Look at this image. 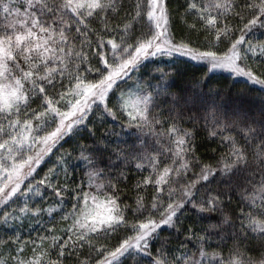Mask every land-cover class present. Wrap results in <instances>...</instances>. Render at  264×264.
<instances>
[{
	"label": "snow or ice",
	"instance_id": "1",
	"mask_svg": "<svg viewBox=\"0 0 264 264\" xmlns=\"http://www.w3.org/2000/svg\"><path fill=\"white\" fill-rule=\"evenodd\" d=\"M0 264H264V0H0Z\"/></svg>",
	"mask_w": 264,
	"mask_h": 264
},
{
	"label": "trees",
	"instance_id": "2",
	"mask_svg": "<svg viewBox=\"0 0 264 264\" xmlns=\"http://www.w3.org/2000/svg\"><path fill=\"white\" fill-rule=\"evenodd\" d=\"M187 72L189 74L195 73L196 75H199V72L196 71V69L194 68H190L187 70ZM234 83L233 80H229L227 79V74H222L218 77H216L214 80L209 82V86L214 87V88H218V87H222L225 85H232ZM235 91V89H233ZM69 143H72V141H70ZM65 147H68V145H66Z\"/></svg>",
	"mask_w": 264,
	"mask_h": 264
}]
</instances>
